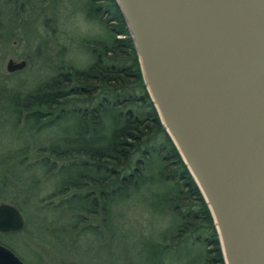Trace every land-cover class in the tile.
Listing matches in <instances>:
<instances>
[{"label": "water", "instance_id": "obj_1", "mask_svg": "<svg viewBox=\"0 0 264 264\" xmlns=\"http://www.w3.org/2000/svg\"><path fill=\"white\" fill-rule=\"evenodd\" d=\"M225 264H264V0H114ZM26 60L8 59L7 72ZM24 227L0 203V232ZM0 264H26L0 243Z\"/></svg>", "mask_w": 264, "mask_h": 264}, {"label": "trees", "instance_id": "obj_2", "mask_svg": "<svg viewBox=\"0 0 264 264\" xmlns=\"http://www.w3.org/2000/svg\"><path fill=\"white\" fill-rule=\"evenodd\" d=\"M29 1L0 0V28L5 15L17 14L20 7L25 11ZM86 12L104 25L110 37L94 61L85 69L64 61L54 65L56 74L22 98L24 107L32 105L24 123L34 120L29 128L36 125V132L58 120L72 121L71 128L64 130L67 135L37 147L36 151L45 155L29 166L38 168L40 176L52 172L55 177L57 191L47 199H60L42 205L41 210L63 211L55 220L65 235L75 233V242L81 233L100 229L93 225L95 218L101 216L102 228H108L113 223L114 208L151 184H160L163 192H154L147 204L161 217L170 213L174 221L169 241L164 231L148 235V245L164 254L156 264H225L207 204L146 90L136 51L115 1L88 0ZM127 90L139 91L121 94ZM77 102L87 106H76ZM72 169L78 170L75 179L68 175ZM84 188L92 189L77 192ZM70 189L74 192L66 197ZM26 192L28 199L33 198L35 186H28ZM194 232L197 236L190 242ZM3 234L20 235L23 229L0 232V243L9 247L1 238ZM136 238L142 239L138 233ZM183 245L195 250H189V259L183 262L179 256L174 260L167 257Z\"/></svg>", "mask_w": 264, "mask_h": 264}, {"label": "rangeland", "instance_id": "obj_3", "mask_svg": "<svg viewBox=\"0 0 264 264\" xmlns=\"http://www.w3.org/2000/svg\"><path fill=\"white\" fill-rule=\"evenodd\" d=\"M86 6L88 0H30L25 11L20 7L17 14L4 16L0 28V203L14 205L24 219V227L23 234H3L1 238L26 264H156L164 254L148 245V237L151 232L164 231L169 241L174 221L170 213L161 217L147 204L154 192H163L160 184H151L114 208L113 223L108 228H102L101 216L95 218L93 225L100 229L85 235L80 232L75 242L72 241L75 233L65 235L60 222L55 220L61 218L63 211L48 212L40 208L60 199L56 196L47 199L57 191L55 177L52 172L40 176L38 168L29 166L45 155L37 152V147L67 135L64 130L71 128L72 121L58 120L36 132V125L29 128L35 124L34 120L24 123L32 105L24 107L26 102L22 98L56 74L54 65L64 61L85 69L94 61L98 49L110 37L102 23L87 16ZM10 58L26 60L27 64L22 70L7 72L5 65ZM134 91L139 90L121 94ZM76 106L85 108L87 103L77 102ZM77 174V169L68 171L73 179ZM28 186H35L36 194L31 199L26 197ZM73 192L70 189L66 197ZM137 233L142 239L136 238ZM196 236L192 233L189 241ZM189 250L195 252L183 245L167 253V257L174 260L179 256L184 262L190 258Z\"/></svg>", "mask_w": 264, "mask_h": 264}, {"label": "flooded vegetation", "instance_id": "obj_4", "mask_svg": "<svg viewBox=\"0 0 264 264\" xmlns=\"http://www.w3.org/2000/svg\"><path fill=\"white\" fill-rule=\"evenodd\" d=\"M11 232H13V231H11ZM11 232H1V233H11ZM15 232V231H14Z\"/></svg>", "mask_w": 264, "mask_h": 264}]
</instances>
